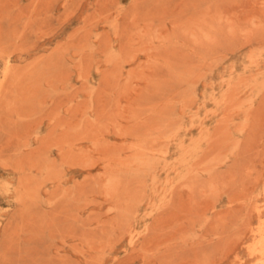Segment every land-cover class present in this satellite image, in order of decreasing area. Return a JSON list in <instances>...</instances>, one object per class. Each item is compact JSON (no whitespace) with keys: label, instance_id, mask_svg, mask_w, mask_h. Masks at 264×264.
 Here are the masks:
<instances>
[{"label":"rangeland","instance_id":"1","mask_svg":"<svg viewBox=\"0 0 264 264\" xmlns=\"http://www.w3.org/2000/svg\"><path fill=\"white\" fill-rule=\"evenodd\" d=\"M0 264H264V0H0Z\"/></svg>","mask_w":264,"mask_h":264}]
</instances>
